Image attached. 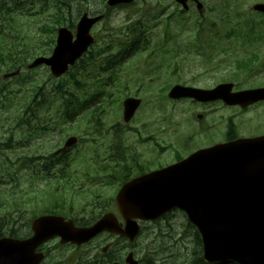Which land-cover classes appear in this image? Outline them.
Returning <instances> with one entry per match:
<instances>
[{"label":"rangeland","instance_id":"obj_1","mask_svg":"<svg viewBox=\"0 0 264 264\" xmlns=\"http://www.w3.org/2000/svg\"><path fill=\"white\" fill-rule=\"evenodd\" d=\"M150 1V4L138 3L132 4L131 7H114L108 11L105 6V0H77L72 1L70 7L62 6V9L66 11V13H64L66 16L73 15L74 17H78V14H81L84 10L90 12L99 11V13L104 12V14L109 12L107 18L104 21H100L95 27V32H99L101 35H108L114 30L116 31L117 29L124 27L125 21L137 18V15H139L137 10H144L145 8L146 10L150 9L152 14L154 12H158L164 5L169 4L171 0ZM256 2H264V0H205V6L207 8L205 26L208 28L210 24L217 25L220 31L219 37L217 39L221 40L223 43L221 44L215 42L213 45L217 48L216 50L211 46H207V44L203 46L202 51L204 56L196 53L193 50L191 51L192 47L187 46L189 47L187 52L185 51L179 55H175L176 61L174 62L178 65L176 70H174V66H170L171 63L168 66L165 65L169 58H172L173 61L174 58L172 55H164L160 52L150 53V51H148L142 56H134L127 59L120 66H117L114 69L99 76L107 77L111 75L117 77L121 75L123 77H129L136 74L133 78L129 79L130 83L124 82L119 84V86H123L124 84L128 85L130 90H134L135 84H133L132 81L135 78H140V81H144L141 85L143 88L137 87L135 89V91L139 93V97L143 99L144 109L142 112H144V115H138L133 123L125 128L126 130H130V132L126 131L128 133L125 134L127 138L125 144L127 146L124 147L126 149L124 151V155L128 156V152L131 148L133 152H136L139 155L140 163L137 169L140 167V164L141 168L149 169L152 166L155 167L158 161L164 163L173 162L175 160L176 152H179L180 155L184 156L198 147V137L187 135L182 139L183 151H181L179 148L171 149V153L173 155L171 156L170 161H167V154L152 150L148 143H142L141 145L136 144L137 139L135 137L137 134L132 131L137 129L142 135H147L165 129L167 142H172L174 144L180 143L181 137L192 128L190 127L192 121L189 120L192 112H188V114L185 115V111H192L194 107L189 103H165V106H161L159 103L147 104V102L151 99H154V96L156 97L157 94L163 95V93H158L159 86L168 84L175 80L180 82L185 81L191 83L192 85L208 88L216 82H220L222 79L231 75L230 69H232L235 59H239L243 56L248 58L257 50L264 52V19L261 20L262 18L260 16L250 14L253 13L251 7ZM15 4H19L17 7H21V9L11 12L12 14L10 13L9 15L5 13L2 17H0L4 23L6 33L8 34L9 38L3 39L6 41V43L2 45V49L4 50V48L7 49L16 47V51L14 53L15 58L21 59L22 57H26L28 58V61H30L31 55H36V53L42 52L43 50L47 51L48 32L44 28L51 27L53 24L52 21L55 22V19L60 17V14L56 13V11L50 7L46 8L47 6H45L43 2L40 3V0H17ZM15 4L12 3V6H15ZM224 5L226 6L223 10ZM5 6L7 5L5 4ZM210 7L211 9H209ZM222 13L228 14V25L225 27H221L223 21L226 20H221ZM237 14H239V16H237ZM196 15L198 14H193L194 17ZM199 22H201V20ZM251 23L253 24V29L250 27ZM231 26L236 27L237 30L242 28L244 32L249 33L250 36L254 37L251 39L253 43L242 46V44L239 42L235 43V39L233 38L225 39L226 32L230 31L228 27ZM162 30L163 28L159 25V27L154 31L160 32ZM187 32L188 33L185 34L186 43L188 41L196 43L197 41L193 39L195 32L192 30ZM189 37L190 39L187 40ZM156 42H159V40L156 39L153 44ZM184 43L185 42L182 41L181 45ZM195 45L198 44L196 43ZM140 58L142 61H148L146 64L149 63V65H144L142 61L140 63ZM260 59L261 57L258 58V61L255 64L261 63ZM134 62H136L137 71H134L133 69ZM153 64L160 65L162 69L159 71H152L147 74L146 72L150 71V69L147 68ZM40 69L36 71L34 80H27L26 82L18 85L16 84L17 81L15 79H12L8 82L11 84L10 87L13 89L7 96L9 100L5 99L4 103L0 104V144L8 142L9 144H12L14 148L18 149L3 150V154L0 153V159H4V154L10 159H13L15 155L40 154L45 151H50L56 146L61 147L68 136L74 135L78 138H81V141L79 144H76L74 150L69 153V167L67 170L71 171L72 169L78 168L80 170V174L84 172L89 175L93 170L96 169V165L88 162L89 167H86L84 160H93L92 158L94 157L100 161L104 155V153L101 155V152L96 151L93 146H89V140L94 137H87L85 133L86 131L91 132L90 127H92V125L91 123L87 124V119L91 118V115L94 113V111L88 113L87 117H74L71 121L72 123L66 122L61 125L60 129L57 130L54 128L52 130L54 131L53 133L51 131L47 132L41 137L28 138L24 143V146L20 147V140L26 137V129L21 131L19 128H17L18 120L16 119L17 117L21 116L20 113L24 108V104L30 103V109L26 110L30 112V115H39L41 112V115H45L46 117L49 116L52 122L55 120L57 122L60 121L61 115H64L62 111L63 104L59 99V94L57 92L56 96L53 94V92H51L50 96L46 97V100L40 108H36V105L32 104L31 100L33 95H36L35 102L41 100V90L34 89L32 86L34 84L41 85L46 83L48 80V73H46L43 69ZM259 69L260 68L257 64V66L253 67L251 72L248 74L239 78L236 76L240 86L242 88H250L261 85L264 86V69ZM6 72L7 71H5V67L2 66L0 76ZM23 73L26 74V72ZM244 73H246V71L243 72V74ZM151 80H153V82H150ZM86 81L89 83L90 79H87ZM95 81L96 78H93L92 83L88 84L90 86H85L86 90L88 89V91H91V85L94 87ZM47 87L50 89L53 88L51 81L48 83ZM80 88L81 87L77 88L71 85L68 88V91L73 92L78 97V99H80V95L82 94ZM109 91H113V88ZM115 97L116 93L114 92L112 99L114 100ZM85 100H87V103H89L90 98H86ZM90 107H92L91 104L88 105L87 110H89ZM215 107L216 106L199 108L194 110L193 113L206 110L208 112H213L212 114L215 115L214 117L216 118L222 115L220 117L222 118L221 120L220 118L216 119V127L220 128V130H224V117L225 115H230V110L222 106H219V108ZM46 108L49 109L48 115ZM160 108L161 114L166 113V115H145L146 112H152L153 114L156 112L159 114ZM39 110L40 112H38ZM118 110L119 108L116 105L109 104L105 110L108 113L107 117L105 114L102 115L104 125L108 128V137L102 141L103 150L105 151L108 150L109 144L113 143V135L110 127L112 125V118L114 120L117 119V116L114 114H117ZM257 110L259 115H264V107ZM183 112L185 115L183 118L184 120L182 119ZM244 115L243 121L249 117L248 115L252 114L247 113ZM163 120H165L166 124L163 122L161 123ZM248 129L243 131H248ZM129 133H132V135ZM122 138H125L124 135L120 137V139ZM100 142L101 140L98 141L97 146L100 144ZM26 146L27 148H24ZM2 148H4V146L0 147V149ZM119 148H121V146H119ZM69 175L70 174L63 175L65 178L64 181L71 182L70 184L73 187H75V184L78 185L82 183V181H88L87 176L84 175L78 179L72 177V174L70 176ZM101 178L102 177H99L98 179L100 180ZM28 180V171H20L18 179L19 186L16 189L13 188L10 183H7L6 180L3 179L2 175H0V232H7L11 227L17 228V225L19 224L18 221H27L34 213L38 212V210H48L51 208V206H53L52 199H49L50 195L45 191H42L37 195L28 191L27 188L30 186V184L26 183ZM35 182L33 183V186H36ZM90 185L91 187L88 188L87 195L84 196L83 194H80V196H77L78 199L73 198L74 202H76V205L83 204V201L89 200L91 196H93V192L98 196L109 197L115 190L113 186L108 184L101 186L100 182L97 183L95 180H92ZM65 187L67 190H65L66 192L60 193V198L67 194H71L70 192L73 190V188L69 186ZM75 191L77 190L74 189L73 196H75ZM12 192L15 194H12ZM19 201H21L22 204L16 206V202ZM104 205L107 206V204ZM62 206L63 209L57 210L64 211L67 209V202L66 204H62ZM14 209L22 212L21 217L14 213ZM73 211L77 212L76 209ZM9 213H11V215H9ZM144 225L146 227H144L145 229L143 230L142 234L136 240V245L134 247L139 253L137 254L139 257L145 256L146 254L152 255L155 257V264H194L193 260L196 256L195 234L193 229L187 226L186 219L181 214L175 213L169 219L162 220L158 223ZM54 245V243H50L49 247L54 250L53 252L58 258L59 256H65L66 254L72 255L73 253L72 249L70 248H54Z\"/></svg>","mask_w":264,"mask_h":264},{"label":"water","instance_id":"obj_2","mask_svg":"<svg viewBox=\"0 0 264 264\" xmlns=\"http://www.w3.org/2000/svg\"><path fill=\"white\" fill-rule=\"evenodd\" d=\"M129 1L109 0V4ZM176 1L186 7L187 0ZM253 9L264 12V3H256ZM84 26L87 21L81 19L79 39L73 46L69 43V33L61 29L55 57L38 58L30 67L43 62L55 76L64 72L67 64L73 63L83 51ZM230 88V84H220L211 90L175 86L169 96H187L199 101L220 98L228 104H249L264 97V89L251 92L247 98L230 94ZM138 104L139 100L124 101L126 120ZM116 203L126 220L124 230L107 216L96 225L95 232L105 228L132 240L139 231L133 218L154 219L179 208L200 232L203 258L207 262L233 260L240 264H264V136L199 151L179 164L135 179L123 186ZM59 224L63 222L58 218L40 217L32 222L31 237L1 238L0 264H38L41 255L34 250L44 240L57 234L62 242H81L87 233L66 230ZM126 261L136 264L131 257Z\"/></svg>","mask_w":264,"mask_h":264},{"label":"flooded vegetation","instance_id":"obj_3","mask_svg":"<svg viewBox=\"0 0 264 264\" xmlns=\"http://www.w3.org/2000/svg\"><path fill=\"white\" fill-rule=\"evenodd\" d=\"M200 1L203 3V5L205 4L204 0H200ZM188 5H189V8L185 11V14H184V12H183L184 10H182L180 6H178L176 4L174 5L173 1H170V6H171L172 11L168 12V10H167L166 11L167 14L163 17V21L160 22V26L161 27L163 26L164 30H162V31H160L154 35L155 39L159 40V42L155 43L156 49L153 52H160V53H163L164 55L170 54V55L174 56V55H179L182 52L188 51L189 47H187V46H190L192 44V42L188 41L186 43V41H185L186 35L185 34L188 33L187 31H189V27H192L191 25L196 22L195 19L197 18V16H198V18L200 17V19L204 18L203 15L202 16L196 15L195 17L193 16V14H195V13L198 14V10H197L193 0H190L188 2ZM200 10L203 12L205 9H200ZM174 14H176V16H174ZM176 19L178 20L180 26L175 25ZM135 35L138 36V38H136L135 40H128V43H129L128 47H125L122 50V52L127 53V54H131L132 48L130 47V44H135L137 42L142 43L144 37H147L149 39L150 37L153 36L152 33H150L149 31L139 32V33H136ZM194 36L199 37V35L196 33L194 34ZM188 39H190V37L187 38V40ZM182 41H184L185 43L181 45ZM119 44L120 43L118 41L115 42L114 48L116 50L120 49ZM122 45H123V43H122ZM142 49L143 50L138 52L137 57L142 56L147 52L146 50H144V48H142ZM118 52H120V51H118ZM132 55H133V57L135 56L133 53H132ZM149 56H150V54H149ZM141 58L139 60L140 63L142 61ZM168 61L172 62V58H169L167 60V62ZM174 61H176V60L173 59V63H175ZM147 62L148 61H146V60L142 61V63L144 65H149V63L146 64ZM167 62L165 63L166 66H168ZM171 66L175 67L174 70L177 69L175 65L172 64ZM133 69H134V71H137L136 62L133 63ZM147 69H150V71L146 72L148 74L149 72H152V71H159L162 68L160 65H154L153 64L150 67H148ZM134 82L136 84V87L143 88V86H141V85L143 84L144 81H140V78H138V80H134ZM150 82H153V80H151ZM187 83L188 82H185V81H183V83H181L180 81L175 80V81H173L172 84L173 85L174 84H182V85L185 84V85H187ZM165 87H166L165 85L159 86L158 87V93H161V94L163 93V95L157 94L156 97L154 96V99H151L148 102L149 103H159L164 98H167V95H166L167 92L165 91ZM159 90H160V92H159ZM130 95L139 97L138 93H136V92H134ZM120 163H121V166H120L121 167V180L126 181L127 180L126 178L129 177V174L131 173L132 169L129 168V161L121 160ZM126 168H127V170H126ZM113 178H115V177H113Z\"/></svg>","mask_w":264,"mask_h":264},{"label":"trees","instance_id":"obj_4","mask_svg":"<svg viewBox=\"0 0 264 264\" xmlns=\"http://www.w3.org/2000/svg\"><path fill=\"white\" fill-rule=\"evenodd\" d=\"M13 1L14 2H17V0H11V2H13ZM63 1L64 2L65 1H69L70 2L72 0H63ZM78 1H81V0H78ZM52 22L54 23V21H52ZM2 25H3V23L0 22V35L3 33L2 32V28H1ZM3 44H4V42L0 44V65H7L8 66V69L15 68V66L17 64H20L19 59L18 60H15L14 59L15 58V54L14 53L16 51L15 50L16 47H14V48H7V49L4 48V50H3L2 49L3 48L2 47ZM242 64H245V62L243 61ZM58 87H59V91L60 92L63 91L62 93H65V91L61 87V84L59 83V81H58L57 89H58ZM10 178L16 180L12 174L10 175ZM19 204H22V202L19 201V203H17L16 206H18ZM14 210L17 211V209H14ZM9 215H11V213H9ZM12 223H14V222H12ZM15 233H16L15 227H11L6 232V234L7 235H10V236H13V234H15ZM0 235H3V234L0 232ZM195 244H196V247H195L196 248V250H195V254H196L195 261H196L197 264H205L202 261L201 257H200V253H201V247H200V245H201V242H200V238H199V236H198V234L196 232H195ZM150 262H151V260H150Z\"/></svg>","mask_w":264,"mask_h":264}]
</instances>
